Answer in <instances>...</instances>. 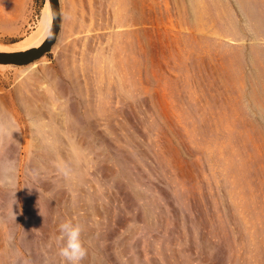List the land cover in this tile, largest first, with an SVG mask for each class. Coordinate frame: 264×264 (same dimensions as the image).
Masks as SVG:
<instances>
[{"label": "rangeland", "instance_id": "374dc122", "mask_svg": "<svg viewBox=\"0 0 264 264\" xmlns=\"http://www.w3.org/2000/svg\"><path fill=\"white\" fill-rule=\"evenodd\" d=\"M47 0H0V44ZM0 71V264H264V0H60Z\"/></svg>", "mask_w": 264, "mask_h": 264}, {"label": "water", "instance_id": "95a60500", "mask_svg": "<svg viewBox=\"0 0 264 264\" xmlns=\"http://www.w3.org/2000/svg\"><path fill=\"white\" fill-rule=\"evenodd\" d=\"M53 13V28L45 44L39 49L18 52V53H0V63L15 66H27L43 58L56 44L61 26L60 0H50Z\"/></svg>", "mask_w": 264, "mask_h": 264}, {"label": "bare ground", "instance_id": "6f19581e", "mask_svg": "<svg viewBox=\"0 0 264 264\" xmlns=\"http://www.w3.org/2000/svg\"><path fill=\"white\" fill-rule=\"evenodd\" d=\"M46 2L47 4L42 12L43 17L40 22L39 29L28 40H26L21 44H14L9 46L0 44V53H18V52L32 51L39 49L45 44V42L47 41V39L51 34L54 24L50 0H47ZM43 58L31 63L30 65H35L36 62H39ZM27 66H21V67H27ZM11 67H18V66L6 65L0 63V71H5Z\"/></svg>", "mask_w": 264, "mask_h": 264}, {"label": "clouds", "instance_id": "9594fccd", "mask_svg": "<svg viewBox=\"0 0 264 264\" xmlns=\"http://www.w3.org/2000/svg\"><path fill=\"white\" fill-rule=\"evenodd\" d=\"M61 247L59 256L66 264H80L87 254V250L81 240V227L66 220L59 225Z\"/></svg>", "mask_w": 264, "mask_h": 264}]
</instances>
